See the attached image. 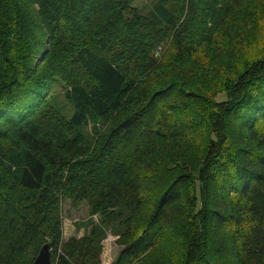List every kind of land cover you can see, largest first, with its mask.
Returning a JSON list of instances; mask_svg holds the SVG:
<instances>
[{
  "label": "trees",
  "instance_id": "obj_1",
  "mask_svg": "<svg viewBox=\"0 0 264 264\" xmlns=\"http://www.w3.org/2000/svg\"><path fill=\"white\" fill-rule=\"evenodd\" d=\"M64 201L97 222L64 239ZM108 233L112 264H264V0H0V264Z\"/></svg>",
  "mask_w": 264,
  "mask_h": 264
},
{
  "label": "rangeland",
  "instance_id": "obj_2",
  "mask_svg": "<svg viewBox=\"0 0 264 264\" xmlns=\"http://www.w3.org/2000/svg\"><path fill=\"white\" fill-rule=\"evenodd\" d=\"M148 6L150 0H143ZM62 105L65 106L67 116L71 115L70 107L68 103L62 101ZM96 218H98L96 216ZM89 218L88 208L85 202H81L77 208L71 206L69 201L62 203V221H63V237L64 239L69 236H79L87 230V220ZM116 237L111 233L107 234L103 242V250L100 257V264H112L120 247L116 244Z\"/></svg>",
  "mask_w": 264,
  "mask_h": 264
},
{
  "label": "water",
  "instance_id": "obj_3",
  "mask_svg": "<svg viewBox=\"0 0 264 264\" xmlns=\"http://www.w3.org/2000/svg\"><path fill=\"white\" fill-rule=\"evenodd\" d=\"M32 264H51L50 250L47 244L41 247Z\"/></svg>",
  "mask_w": 264,
  "mask_h": 264
}]
</instances>
